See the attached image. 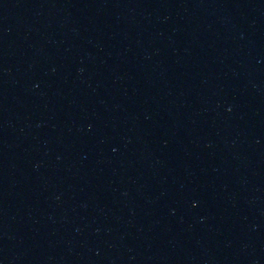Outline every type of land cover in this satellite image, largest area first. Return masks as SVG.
Returning <instances> with one entry per match:
<instances>
[{"label": "water", "instance_id": "1", "mask_svg": "<svg viewBox=\"0 0 264 264\" xmlns=\"http://www.w3.org/2000/svg\"><path fill=\"white\" fill-rule=\"evenodd\" d=\"M0 264H264V0H0Z\"/></svg>", "mask_w": 264, "mask_h": 264}]
</instances>
